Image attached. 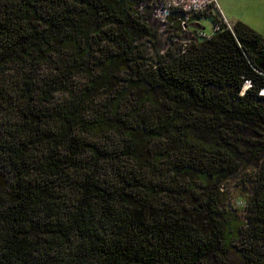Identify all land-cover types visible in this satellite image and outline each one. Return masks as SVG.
<instances>
[{
	"label": "trees",
	"instance_id": "16d2710c",
	"mask_svg": "<svg viewBox=\"0 0 264 264\" xmlns=\"http://www.w3.org/2000/svg\"><path fill=\"white\" fill-rule=\"evenodd\" d=\"M163 4L0 0V264H264V37Z\"/></svg>",
	"mask_w": 264,
	"mask_h": 264
},
{
	"label": "rangeland",
	"instance_id": "374dc122",
	"mask_svg": "<svg viewBox=\"0 0 264 264\" xmlns=\"http://www.w3.org/2000/svg\"><path fill=\"white\" fill-rule=\"evenodd\" d=\"M218 7L220 10L224 11L226 14V19L231 22L241 21L251 29L255 30L257 33L261 34L264 37V0H217ZM191 13H188L189 16ZM163 14L156 13V6L153 11V27L157 34V42L156 49L161 50L167 47V38H168V26L165 24L163 20ZM192 16V15H191ZM186 23H180V27H184L182 30H189L196 28L197 25L194 21L190 20V17L187 19ZM200 28L207 34L211 32V25L209 22L202 20L199 23ZM231 25V24H230ZM188 27V28H187ZM232 178L227 184L224 186V195L227 199V203L231 208H238V204L236 203L238 197L244 195L246 193V189H248L249 184L246 185L241 184L236 179ZM251 178V168L245 174L243 172L241 179L247 180ZM246 197V195H244ZM226 208V206H225ZM231 210V209H230ZM233 214H242L241 209H237L236 211H230ZM227 264H240L238 259L233 254H228L226 257Z\"/></svg>",
	"mask_w": 264,
	"mask_h": 264
},
{
	"label": "built area",
	"instance_id": "2783aa9c",
	"mask_svg": "<svg viewBox=\"0 0 264 264\" xmlns=\"http://www.w3.org/2000/svg\"><path fill=\"white\" fill-rule=\"evenodd\" d=\"M173 8H177L185 14L184 18L180 22L182 24L187 22L190 15H207L213 9H218L219 11L216 0H164V4L162 6L156 7V13L163 14V20L166 21L169 17L170 9ZM188 13L191 14L187 16ZM220 15L222 17V23H224L226 27H230L227 19H225L221 13ZM182 28L184 29V27Z\"/></svg>",
	"mask_w": 264,
	"mask_h": 264
},
{
	"label": "crops",
	"instance_id": "0c3cea01",
	"mask_svg": "<svg viewBox=\"0 0 264 264\" xmlns=\"http://www.w3.org/2000/svg\"><path fill=\"white\" fill-rule=\"evenodd\" d=\"M217 1V0H216ZM218 4V3H217ZM219 11H220V13L225 17V19H226V14H224V11L223 10H220L219 9ZM228 21V20H227ZM230 23V22H229ZM232 23H234V22H231L230 24H232Z\"/></svg>",
	"mask_w": 264,
	"mask_h": 264
}]
</instances>
